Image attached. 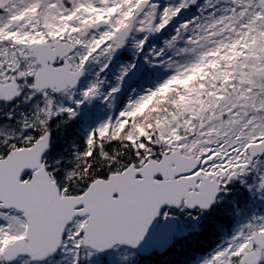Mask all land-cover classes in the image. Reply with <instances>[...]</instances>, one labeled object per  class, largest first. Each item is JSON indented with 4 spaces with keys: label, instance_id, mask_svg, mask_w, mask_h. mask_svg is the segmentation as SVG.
Returning a JSON list of instances; mask_svg holds the SVG:
<instances>
[{
    "label": "snow or ice",
    "instance_id": "snow-or-ice-1",
    "mask_svg": "<svg viewBox=\"0 0 264 264\" xmlns=\"http://www.w3.org/2000/svg\"><path fill=\"white\" fill-rule=\"evenodd\" d=\"M0 264H264V0H0Z\"/></svg>",
    "mask_w": 264,
    "mask_h": 264
}]
</instances>
